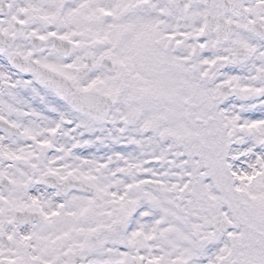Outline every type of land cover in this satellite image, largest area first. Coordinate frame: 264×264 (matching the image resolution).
I'll use <instances>...</instances> for the list:
<instances>
[{
    "label": "snow or ice",
    "instance_id": "obj_1",
    "mask_svg": "<svg viewBox=\"0 0 264 264\" xmlns=\"http://www.w3.org/2000/svg\"><path fill=\"white\" fill-rule=\"evenodd\" d=\"M0 264H264V0H0Z\"/></svg>",
    "mask_w": 264,
    "mask_h": 264
}]
</instances>
